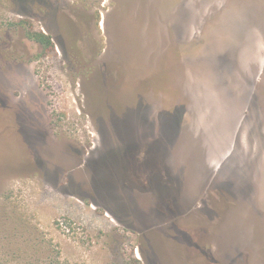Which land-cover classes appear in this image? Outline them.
Wrapping results in <instances>:
<instances>
[{"label": "rangeland", "instance_id": "374dc122", "mask_svg": "<svg viewBox=\"0 0 264 264\" xmlns=\"http://www.w3.org/2000/svg\"><path fill=\"white\" fill-rule=\"evenodd\" d=\"M0 264H264V0H0Z\"/></svg>", "mask_w": 264, "mask_h": 264}, {"label": "trees", "instance_id": "16d2710c", "mask_svg": "<svg viewBox=\"0 0 264 264\" xmlns=\"http://www.w3.org/2000/svg\"><path fill=\"white\" fill-rule=\"evenodd\" d=\"M20 1L25 2L26 0H20ZM27 36L29 39L40 43L46 51L52 50L55 47L52 37L43 31L29 30L27 32Z\"/></svg>", "mask_w": 264, "mask_h": 264}, {"label": "flooded vegetation", "instance_id": "af4514ba", "mask_svg": "<svg viewBox=\"0 0 264 264\" xmlns=\"http://www.w3.org/2000/svg\"><path fill=\"white\" fill-rule=\"evenodd\" d=\"M126 150H127V148L123 150V151H124V153H123V154H124V157L121 158L122 160L126 159V153H125ZM198 233H199V232H198ZM183 235H186V234L183 232ZM189 247H190V246H189ZM190 249H191V247H190ZM194 253H196V249H195Z\"/></svg>", "mask_w": 264, "mask_h": 264}]
</instances>
